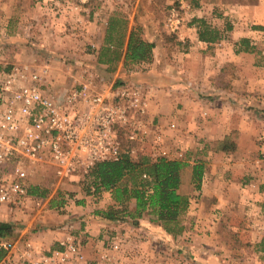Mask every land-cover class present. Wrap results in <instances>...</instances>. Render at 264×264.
Instances as JSON below:
<instances>
[{"label":"crops","instance_id":"crops-1","mask_svg":"<svg viewBox=\"0 0 264 264\" xmlns=\"http://www.w3.org/2000/svg\"><path fill=\"white\" fill-rule=\"evenodd\" d=\"M110 7L106 6V0H0L1 66L29 65L45 71L55 89L85 82L88 73L96 74L102 89H108L114 82H129L142 92L145 106L138 118L144 131L149 128L157 132L168 154L178 157L197 143L211 144L207 168L213 166L215 159L224 158L219 167L225 173L218 171L223 175L219 178L206 171L200 197L192 200L187 214L193 227L186 223L184 232L173 236L176 232H166L162 226L156 228L150 221L131 224V233L121 237L125 244L120 250L94 244L98 240L96 235L104 238V227L128 228L131 220H108L97 211L88 212L91 194L81 200L63 202L61 206H52V196L32 195L19 206L2 205L0 219L15 227L12 242L16 259L27 241L41 251L57 248L75 221L73 214L64 210L72 206L78 209L77 217L89 234L95 235L89 237L84 251L81 250L84 259L80 264H107L105 260L116 264L118 258V264H149L147 241L191 236L195 245H199L210 237H219L224 231L221 226L231 220L236 210L247 213V209L262 221L254 226L243 221L246 227L234 235L247 240L245 236L253 234L254 250L258 257H264V190L253 182L250 186L254 189L248 186V167L252 166L245 161L241 163L239 156H235L237 151H219L214 146L229 138L239 144L241 151V136L251 135L248 128L257 134L264 126V0H194L192 21L172 36L163 34L164 28L157 23L149 24L134 7L128 13L132 23L137 20L143 26L142 36L155 44L153 56L150 61L128 64L122 58L113 71L99 62L104 43L88 42L90 51L85 48L89 27L102 30L106 21L120 14L118 7ZM203 21L219 32L217 39L200 38ZM132 23L129 29L134 27ZM90 59L97 65L81 66ZM70 62L78 64L76 73L68 67ZM56 68L60 69L57 74L72 77L70 82L60 85L53 82ZM98 199L97 204L107 199L109 204L114 202L107 191L101 192ZM202 251L209 253V247L206 250L201 246L199 252Z\"/></svg>","mask_w":264,"mask_h":264},{"label":"built area","instance_id":"built-area-1","mask_svg":"<svg viewBox=\"0 0 264 264\" xmlns=\"http://www.w3.org/2000/svg\"><path fill=\"white\" fill-rule=\"evenodd\" d=\"M182 20L178 8L170 7L172 32L181 30ZM87 75L85 82L58 90L45 71L29 65L0 67V204L21 205L39 174L72 180L98 162L132 155L131 145L144 131L138 118L145 106L142 92L129 82L102 89L96 74ZM71 239L68 235L50 252L27 241L17 260L15 243L0 238L5 253L0 264L70 263L71 256L80 254Z\"/></svg>","mask_w":264,"mask_h":264},{"label":"rangeland","instance_id":"rangeland-1","mask_svg":"<svg viewBox=\"0 0 264 264\" xmlns=\"http://www.w3.org/2000/svg\"><path fill=\"white\" fill-rule=\"evenodd\" d=\"M193 4L194 0H106V6L111 8L110 5H115V7H118L117 9L120 10V14L118 16L127 18L130 23H132L131 16L128 12H132L134 7H137V12L142 13L144 18L148 19V23L154 25L153 23H157L158 26H161L164 28L163 34H166L167 36H172V34L179 33V32H172L171 29L167 26V17L169 15L170 7L175 6L178 8L182 15V26H187L192 21V18L194 17L195 12L193 11ZM131 14V13H130ZM105 19L102 20V22H105ZM136 19H139L136 17ZM109 22L104 23V27L102 30H97L95 27H89L88 31V39L86 42V50H89V44L88 42H102L104 43L105 37H106V26H108ZM134 27H141L142 34L144 33L143 26L140 25V23L136 20L135 24L132 23ZM158 29V28H157ZM97 30V31H96ZM1 35V33H0ZM1 44V43H0ZM67 64V63H66ZM3 65V63H0V66ZM68 67H70L71 71L73 70V73L77 72L78 64L75 62H70ZM80 65V64H79ZM96 66L97 63L94 59L88 60L86 63L81 66ZM55 66H58L56 64ZM61 66V65H59ZM58 66V67H59ZM68 69V70H70ZM56 73H54V77L52 78L53 82H57L59 85L64 82H68L70 77L68 74L67 76L63 75L62 72L57 74V70L60 69H54ZM69 72V71H67ZM66 74V73H64ZM62 75V76H61ZM88 76V75H87ZM74 78V77H73ZM70 82V81H69ZM78 84V82H77ZM54 86V85H53ZM58 90H63L60 87H56ZM66 89V88H65ZM68 89V88H67ZM264 121V120H263ZM149 129V128H148ZM146 132L142 131L139 134V139L134 142L133 145H131L134 148V151L132 152V155L130 157L132 159H139L143 156H149L151 158H158V157H167V158H178V159H185L189 158L190 161L196 160V161H203L205 164V173L206 171H211V175L214 177H219V175L224 174V170H220V165L224 162V158H219L218 160L215 159L213 161V166L208 167V156L212 152L211 144H208L206 146H203L202 143H197L193 146V149H187V151H182V155L175 157L176 155H170L165 150H167V146L163 140L160 139L159 134L154 131H150V129ZM149 134L148 137H146ZM247 133L251 134L249 135H242L241 138L243 141L240 142V146L242 147L241 151H238L239 144L235 141V150L233 152L237 151V154L235 156H239L241 163L242 162H248L252 167H248V186L250 184H256L259 185V187L264 190V126L262 125V129L258 131L256 134V131L254 133H251L250 129L248 128ZM254 134V135H253ZM123 136V135H122ZM146 141V142H145ZM149 141V142H148ZM123 144L126 145L127 139L125 138V135L123 136ZM169 145V144H168ZM215 147L217 144L214 145ZM189 148V147H188ZM195 148V149H194ZM172 149V148H171ZM186 150V149H185ZM222 151V150H219ZM232 152V151H231ZM239 152V153H238ZM152 154V155H151ZM195 162V161H194ZM223 168V167H221ZM218 171H220L218 174ZM247 172V169L245 170ZM210 173V172H209ZM89 174V173H88ZM88 174L74 178V179H64V180H58L53 174L48 175H37L34 177V182H37V184L42 183V186H51V190L49 192V196H59L58 198L61 200H64V202L71 201V200H81L84 195L91 194L92 197L87 201V210L88 212L93 211H99L103 210L110 205L108 203L109 199L103 200L101 203L97 204V201H99V196L101 192L107 191L111 195L110 190H101L100 192L95 191V186L93 185L92 181L89 179ZM223 177V175H221ZM39 181V182H38ZM42 181V182H41ZM203 182V181H202ZM253 182V183H251ZM90 185L91 192H88L86 189V186ZM190 191H191V202L192 200L196 199L198 200L200 195V189H197L195 186L190 185ZM202 186V184H201ZM254 189V187H251ZM257 187H255V190ZM194 192H196L194 194ZM42 198V197H41ZM5 205L7 207H12L13 205L10 204H0V206ZM81 208V207H80ZM190 208V207H189ZM254 208V207H252ZM251 208V209H252ZM76 207H71L68 209H64L68 211L70 214H73L75 217V221L71 223L70 227L68 228V235L72 237V242L75 243L76 246L79 248L80 254H82L81 250L84 251L85 243L89 241V237L94 238L92 233L89 234V232L86 230V227L83 226L84 222L80 221V219L77 217V210H75ZM132 209H133V203H132ZM254 210V209H253ZM60 211H63L60 210ZM239 210H236L235 213H233V217H231V224L230 221L227 224H223L221 228L224 230L219 237H215L211 239L210 235L207 240L199 242L201 244L195 245V240H192L191 236L187 237H178L173 238L170 237L169 239H163L162 237L159 239H152L150 242L147 241V244H149V264H261L264 261V257H258V255L255 252L256 244L252 243L251 240H255L253 237V234H247V240H242L241 238L237 237L235 232H238V230L245 226L246 223L254 224L258 223L261 220V218L254 216L252 210L247 209L246 212H238ZM243 211V210H242ZM188 214V213H187ZM185 215L184 224L186 223L193 227L192 225V219L191 217ZM131 220V223L128 224L125 228L122 227H111L107 228L104 227L106 231L105 237L102 238L100 236L96 237L98 241L96 240L94 244L99 245L101 243V247L105 246V249H114V250H120L122 249L121 245L125 244V242L122 240V235L125 237L129 235L132 231V225L136 224L139 225L141 223H146L148 221L152 222V215H149L148 213H143L142 215H137L135 217H127ZM126 218V219H127ZM1 220V219H0ZM4 221V220H3ZM264 222V219H263ZM87 222H85L86 224ZM153 223V222H152ZM155 227L157 228L158 224L153 223ZM127 225V224H126ZM246 227V226H245ZM108 230V231H107ZM167 232V231H166ZM184 232V231H183ZM15 231L14 235L11 238L10 241H12L15 237ZM181 233L176 232L173 236H180ZM201 238V237H200ZM8 239V238H4ZM8 239V240H9ZM66 239V238H65ZM211 239V240H210ZM166 240V241H165ZM198 241H201L200 239ZM247 242L246 244H244ZM115 244L118 246L116 247ZM206 244L208 245L206 247ZM95 245V247H96ZM264 246V244H262ZM201 246H205V249L207 250L209 247V253H200ZM61 244L57 248H60ZM56 249V248H54ZM53 250V249H52ZM52 250H47L45 252H50ZM193 250V252H192ZM79 255H73L71 256V264H80L83 259L80 258ZM83 255V254H82ZM84 256V255H83ZM208 260V261H207ZM107 264H110V261L105 260ZM120 262V259L118 258V264ZM13 264H23V263H17L14 262Z\"/></svg>","mask_w":264,"mask_h":264},{"label":"trees","instance_id":"trees-1","mask_svg":"<svg viewBox=\"0 0 264 264\" xmlns=\"http://www.w3.org/2000/svg\"><path fill=\"white\" fill-rule=\"evenodd\" d=\"M204 30L200 38L213 41L219 32L210 28L203 21ZM155 44L142 36L141 27L129 29L127 18L114 15L106 27V37L99 55V62L115 70L124 58L129 62L150 61ZM218 150H235V141L227 138L217 143ZM205 176L203 161L192 162L190 159L143 156L132 159L124 156L118 160L98 162L89 172L88 177L95 186V191L110 190L113 203L97 214L108 220H122L148 213L151 221L167 232H183L185 215L191 205L190 185L200 189ZM264 188V187H263ZM91 192L90 185L86 186ZM50 188L33 185L29 193L34 197H49ZM60 196V195H59ZM59 196L52 198V206H61L64 200ZM133 203V209H132ZM15 227L12 223L0 220V238H11ZM0 251V258L4 256Z\"/></svg>","mask_w":264,"mask_h":264}]
</instances>
